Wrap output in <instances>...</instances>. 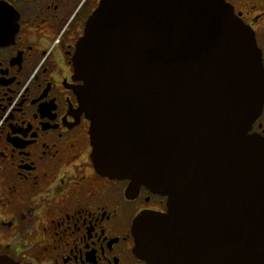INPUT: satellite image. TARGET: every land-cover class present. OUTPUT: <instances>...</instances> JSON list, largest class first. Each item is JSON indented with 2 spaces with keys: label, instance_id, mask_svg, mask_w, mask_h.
Segmentation results:
<instances>
[{
  "label": "water",
  "instance_id": "water-1",
  "mask_svg": "<svg viewBox=\"0 0 264 264\" xmlns=\"http://www.w3.org/2000/svg\"><path fill=\"white\" fill-rule=\"evenodd\" d=\"M93 162L167 198L134 222L147 264H264L255 34L224 0H103L74 56ZM0 264H19L0 257Z\"/></svg>",
  "mask_w": 264,
  "mask_h": 264
},
{
  "label": "flooded vegetation",
  "instance_id": "flooded-vegetation-1",
  "mask_svg": "<svg viewBox=\"0 0 264 264\" xmlns=\"http://www.w3.org/2000/svg\"><path fill=\"white\" fill-rule=\"evenodd\" d=\"M103 0H0V257L19 264H147L133 226L167 198L99 174L74 56ZM255 33L264 0H224ZM251 135L264 137V108Z\"/></svg>",
  "mask_w": 264,
  "mask_h": 264
}]
</instances>
